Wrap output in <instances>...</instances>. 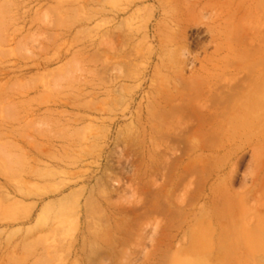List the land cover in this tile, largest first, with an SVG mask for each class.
I'll return each instance as SVG.
<instances>
[{"label":"rangeland","instance_id":"obj_1","mask_svg":"<svg viewBox=\"0 0 264 264\" xmlns=\"http://www.w3.org/2000/svg\"><path fill=\"white\" fill-rule=\"evenodd\" d=\"M262 33L264 0H0V264H264Z\"/></svg>","mask_w":264,"mask_h":264},{"label":"bare ground","instance_id":"obj_2","mask_svg":"<svg viewBox=\"0 0 264 264\" xmlns=\"http://www.w3.org/2000/svg\"><path fill=\"white\" fill-rule=\"evenodd\" d=\"M261 9V8H260ZM251 28V27H250ZM245 33V32H244ZM247 36V35H246ZM233 37V36H232ZM244 37V36H243ZM256 41L258 44H256L253 47H249V49H246V53L249 57H254V59L256 58V62H255V66L253 70V74H250V77L247 78V83L251 84V88H253L255 90L253 96V100L249 101V102H244L243 101V106L247 107L250 109V107H254V108H264V33H262L261 35L256 37ZM251 40V39H250ZM249 40V41H250ZM247 42V41H246ZM248 43V42H247ZM250 43V42H249ZM248 43V44H249ZM256 43V42H255ZM247 44V45H248ZM253 44V42H252ZM235 45V44H233ZM251 45V44H250ZM238 48V47H236ZM248 48V47H247ZM237 52V51H236ZM244 52V53H245ZM243 53V54H244ZM243 57V56H242ZM232 60V59H231ZM230 60V62H231ZM236 60V59H234ZM251 60V59H250ZM253 61V60H252ZM238 72V71H237ZM249 75V74H248ZM247 76V75H246ZM243 77V75H242ZM226 78V77H225ZM236 79L238 77H235ZM242 78H240L241 81ZM235 80V79H234ZM236 81V80H235ZM232 82V81H231ZM244 82H246V78L244 80ZM217 83V82H216ZM221 83V82H220ZM233 83V82H232ZM221 84H225V85H213L208 87V90L203 94L204 99H205V105H199L198 104V108L199 106L203 107H215L217 109H223V108H229V99L228 98V94L231 92H234L236 89L239 88V84H235V85H228L226 83H221ZM231 84V83H230ZM243 85V84H242ZM239 90V89H238ZM237 93V92H236ZM240 93V92H239ZM185 94V93H184ZM234 95V94H233ZM238 96V95H237ZM185 99V98H184ZM177 100V99H176ZM232 100V98H231ZM230 100V101H231ZM234 100L235 96H234ZM234 100H232L234 102ZM181 101V100H180ZM193 101V100H191ZM190 102V101H187ZM183 103V102H181ZM232 103V102H231ZM201 104V103H200ZM183 105V104H182ZM181 105V106H182ZM172 106V105H171ZM192 107H197V105L192 106ZM200 107V108H201ZM188 108V107H187ZM189 109V108H188ZM196 109V108H195ZM203 109V108H202ZM205 109V108H204ZM248 109V111H250ZM198 110V109H197ZM176 111V110H174ZM180 111V110H179ZM199 111V110H198ZM255 111V110H254ZM187 112V111H186ZM259 112V111H258ZM192 113V112H191ZM218 113V112H217ZM226 114V113H225ZM254 114V112H253ZM252 115V113H251ZM194 116V115H193ZM193 116L191 118H193ZM207 116V115H206ZM221 116V115H220ZM225 116V115H224ZM256 116V115H255ZM184 117V116H183ZM251 117V116H249ZM254 117V116H253ZM189 118V117H187ZM199 118V117H197ZM255 121V120H254ZM181 124V123H180ZM250 125V124H249ZM184 129V128H183ZM182 129V130H183ZM187 129V128H186ZM185 130V129H184ZM181 132V131H180ZM186 132V131H184ZM183 133V131H182ZM178 134V133H177ZM181 134V133H180ZM260 134V133H259ZM182 136V135H181ZM185 136V135H184ZM184 138V137H183ZM179 139V138H178ZM181 141V140H180Z\"/></svg>","mask_w":264,"mask_h":264}]
</instances>
